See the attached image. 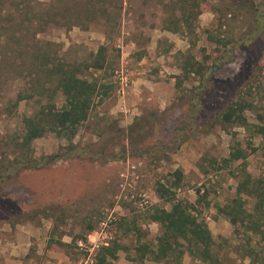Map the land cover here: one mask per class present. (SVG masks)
<instances>
[{
    "label": "rangeland",
    "instance_id": "obj_1",
    "mask_svg": "<svg viewBox=\"0 0 264 264\" xmlns=\"http://www.w3.org/2000/svg\"><path fill=\"white\" fill-rule=\"evenodd\" d=\"M102 1L108 18L93 12L86 26L24 34L28 47L9 46L0 65V229L10 230L11 240L20 231L29 255L54 245L56 255L77 264V243L104 221L108 246H118L113 264H160L137 262L135 248L155 247L161 229L152 214L181 202L204 221L224 264H264V205L257 211L256 199L241 195L255 226L232 225L219 211L244 171L264 191V0ZM181 1L194 7L190 28L165 30L163 20L179 18ZM36 42L54 64L80 67L79 77L97 90L71 142L48 132L24 156L16 146L24 119L48 103L64 104L56 82L30 64ZM100 47L103 69L87 68ZM120 72L127 77L122 92ZM236 104L246 126L221 121ZM235 149L243 161H227ZM55 155L60 159L49 164ZM28 157L43 166H23ZM158 184L174 198L160 199ZM182 262L203 264L189 254Z\"/></svg>",
    "mask_w": 264,
    "mask_h": 264
},
{
    "label": "trees",
    "instance_id": "obj_2",
    "mask_svg": "<svg viewBox=\"0 0 264 264\" xmlns=\"http://www.w3.org/2000/svg\"><path fill=\"white\" fill-rule=\"evenodd\" d=\"M69 1L0 0V65L7 63L9 46L14 45L19 51L28 47L26 44L24 47L22 46L25 41L24 34L31 32L35 38L36 35L43 33L48 26L67 28L86 26L87 22L83 23V19L88 21L93 12L102 13L103 18L109 16L107 9L101 5L102 0H80L76 4H71L73 0ZM176 8L180 14L178 19L171 14L173 19L163 20V28L174 33L180 32L185 27L190 28L189 18L193 15L194 7L192 4L181 1L179 7ZM172 21H175L173 28ZM30 49L29 61L32 68H42L43 74L56 82L58 90L64 97V104L60 109H56L54 105L48 103L33 117L24 119L26 129L21 135L20 141L16 140V146L22 150L24 156L30 152L32 142L48 132L71 142L78 127L87 120L97 90L95 82H88L79 77L80 67L54 64L38 46V42L31 45ZM103 51L104 48L100 47L97 53L98 59L93 60L87 68L103 69L104 58L101 56ZM193 72L191 69L189 73ZM21 99L22 96L19 95L17 102ZM243 111L244 107L239 104L229 106L222 113L221 121L224 124L246 126ZM47 159L50 164L58 161L60 157L55 155ZM244 159L243 151L235 149L229 154L227 161H243ZM33 162L28 157L23 158L21 163L27 168L43 166V163L34 166L35 162ZM172 175L174 185L181 183V171L176 170ZM259 182L253 181L250 175L244 171L243 179L237 185L235 197L229 205L219 209L232 225L251 224L255 226L257 224V220H251V215L246 212L241 195L254 197L256 199L255 209L261 211L264 205V191ZM198 192L199 190H197ZM156 194L164 200L174 198V193H168L162 184H158ZM192 211L193 209L189 205L181 202L173 203L169 212L156 209L151 220L159 224L161 235L156 239L155 247L141 244L135 248L136 261L139 263L152 261L160 264H183V256L189 254L194 260L203 264H224L214 253L215 241L206 224L204 221L198 220ZM92 229L89 227L88 230ZM59 244L64 246L63 243ZM117 251L118 246L114 244L103 248L97 256V264H113Z\"/></svg>",
    "mask_w": 264,
    "mask_h": 264
},
{
    "label": "crops",
    "instance_id": "obj_3",
    "mask_svg": "<svg viewBox=\"0 0 264 264\" xmlns=\"http://www.w3.org/2000/svg\"><path fill=\"white\" fill-rule=\"evenodd\" d=\"M6 230L0 229V264H70L66 257L54 253V245L41 244L29 255L28 249L25 250L19 245L22 240L21 232L17 231L18 237L11 240L10 230Z\"/></svg>",
    "mask_w": 264,
    "mask_h": 264
},
{
    "label": "built area",
    "instance_id": "obj_4",
    "mask_svg": "<svg viewBox=\"0 0 264 264\" xmlns=\"http://www.w3.org/2000/svg\"><path fill=\"white\" fill-rule=\"evenodd\" d=\"M118 81L120 85L119 89L122 92L127 86V77L123 74V72H120L118 75ZM106 228V222H101L99 232H94L93 235L95 236L92 239L91 237L93 235H90L88 236L86 243H77L78 250L83 254V257L77 264H96V251L102 247L108 246L107 240L109 239V234L105 232Z\"/></svg>",
    "mask_w": 264,
    "mask_h": 264
}]
</instances>
